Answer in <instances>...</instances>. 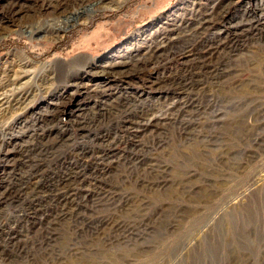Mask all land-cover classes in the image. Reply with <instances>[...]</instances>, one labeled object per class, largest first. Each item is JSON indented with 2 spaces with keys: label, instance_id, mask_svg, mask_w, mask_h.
Wrapping results in <instances>:
<instances>
[{
  "label": "rangeland",
  "instance_id": "374dc122",
  "mask_svg": "<svg viewBox=\"0 0 264 264\" xmlns=\"http://www.w3.org/2000/svg\"><path fill=\"white\" fill-rule=\"evenodd\" d=\"M100 1L0 0V88L12 97L0 106V229L31 231L20 243L26 253L8 248L0 264H264V25L251 21L264 0H127L117 9ZM48 21L68 27L26 29ZM213 42L222 51L210 61L180 56ZM15 92L25 100L18 109ZM181 97L193 115L136 136L126 130L142 112L170 119ZM189 121L192 132L182 134ZM12 138L26 151L5 159ZM124 145L132 158L164 166L166 182H142L145 164L131 177L129 161L99 164ZM95 169L109 174L105 190L127 197L113 214L134 238L76 231L65 218L54 246H41L47 186L73 170L91 184ZM95 201L85 212L112 214Z\"/></svg>",
  "mask_w": 264,
  "mask_h": 264
},
{
  "label": "bare ground",
  "instance_id": "6f19581e",
  "mask_svg": "<svg viewBox=\"0 0 264 264\" xmlns=\"http://www.w3.org/2000/svg\"><path fill=\"white\" fill-rule=\"evenodd\" d=\"M126 2H127V0H119L117 2L112 0V2L109 3V2H105L104 0H101L97 4V6L98 7L101 6V8H105L106 5H109L107 8L117 9V8H120ZM57 10L58 9H56V11ZM256 12H259L260 14L255 13V15H253V18L251 19V21L253 22V26L259 27L261 25H264V1H262L256 5ZM60 21L61 20L58 18L57 22H60ZM246 22H248V21H246ZM67 27H68V25L65 24L64 22L57 24V23H53L51 21H48L47 24H45L43 26L31 25V26H28L26 29L28 30V32H30V35H36V34L41 35V32H43V31L45 34L53 35V33L59 34L62 29L65 30ZM236 27H237V25H236ZM243 30H245V29H243ZM219 40L221 41L222 39L219 38ZM220 43H222V42H213L209 45H206V47L202 48V49L195 48L194 46L193 47H186L185 46L186 48L183 51L181 50L180 56L182 57V59H185V57L189 55L191 58L185 60L187 62L210 61L211 59H213L216 55H218L222 51ZM223 43H224V41H223ZM160 48H161V46L158 45V46L154 47V52L153 51L152 52L155 54L156 52L159 51ZM224 48H225V46H224ZM149 49H151V48H149ZM225 49H227V48H225ZM25 60L28 62H31L30 58L27 56H26ZM226 71H227V69H226ZM15 74H17V73H15ZM22 75L20 74L17 77H15L13 79L12 83H14L15 85L19 84L20 83L19 81L22 79ZM10 86L11 85H9V88H10ZM12 86H13V84H12ZM12 90H15V89H12ZM13 94H14L13 95L14 96L13 97L14 98L13 99V101H14L13 107L18 109L20 106H22L24 104V101H25L23 99L24 96H23V93H21V92H15ZM10 98H12V97H8L5 94H3L1 92V88H0V106L8 104L9 102L11 103ZM186 100H188V99H185L184 97L177 98L175 100L174 105H172L170 108H168V112L165 113V116L169 115L170 119L167 117H164V116L162 117L159 114H157L158 116L153 114L152 115L153 117H149V115H146V113L142 112L140 115L134 117L130 121V123H128L126 130L129 131L133 136H136L133 133V131H135V129H137V128H144L145 129L146 127H152L154 129H157L158 126L162 122L161 120H165V121L169 120L170 123L174 124L175 122H177L176 118L182 117L181 119H183V118L186 119L185 117H187L188 115L190 116L191 111H192L191 109H189L190 106H192V104H189V102ZM157 110H158V108H157ZM170 114H172V116H175V117H171ZM191 115H193V114H191ZM173 119H175V120L172 121ZM147 120H148V122H147ZM18 122H19V120H18ZM191 123L189 121L188 125L186 123L185 125H183V127H180L182 134L187 135V134L192 132L190 130V127L192 126ZM195 123H198V122H195ZM152 133L149 132V134H152ZM26 143H27V141H26ZM142 143H144V142H142ZM24 144H23V142L21 143L20 141H14L12 138V140H10L9 143L6 145L7 150H6V152L4 151L5 152V154H4L5 159L11 158V157L15 156L16 153H21V151H22V153L24 152V150L26 151V146ZM124 146H126V145H124ZM146 146H148V145H146ZM27 147H29V146H27ZM127 148H128V146H126L124 148V150H126V151H124V153L121 152L120 154H118L116 156L114 154H113L114 156H111L109 154H102L98 158L99 164L102 165L104 163V161H105V163H112V162L120 163L121 162V164L123 161L126 164L127 161H129V163H131V165L128 164L129 165L128 171H127L128 177H131L135 174H139L141 166L143 164H145L143 166V170H144L143 174H145V176H144L142 182H147L148 184L151 183L152 185L156 184L157 186H160L164 182H166V178L164 175L165 170L163 169L164 166H159L160 168H158L156 170V168H155L156 163L154 164L153 162H150L148 164L146 162L147 163L146 164L145 159L143 157H133L132 158L131 156H129L127 154ZM130 148H132V147H130ZM154 152L156 153V151H154ZM13 159H14V157H13ZM96 170L97 169L93 170V172L90 174L93 176L91 184H89V183L86 184L83 181L80 182L79 177H78L79 172L73 170L72 174H69V175L64 174L63 176H65V175H67V176H65L61 180L58 179L55 182H51L50 185L47 186L49 189L48 191H50V196L52 199L50 202L51 205L50 206L46 205L47 207H45L42 210V214L38 218V221H39L40 226H41V232H40V235H41L40 245L41 246L48 247V246L53 245V243L55 242V240L57 239V237L60 233L59 232V224L63 223L62 221L65 218L70 219V221L75 225L74 228L76 229V231L77 230H80V231L91 230L92 232L98 233V234L104 233L105 235H107L113 239L122 240L123 242L130 240L131 236H133V238H134L136 230L130 224L126 223L123 218H121V217L118 218V216L116 214L115 215L113 214L114 212L115 213H121L123 208H125L127 205H129L127 197H125L123 195H119L118 193H116L117 190H112V191L105 190V182H108L109 174H107V176H104L103 172H101L99 170L96 171ZM150 177H153L154 179L152 181H149V179H152ZM82 182H83V184H82ZM37 190H38V187L37 188L35 187L34 191H37ZM36 193H38V191ZM89 199L98 200V201H95L96 203L94 204V208H95V205H97V207L100 205V207L107 208L108 210L112 209L113 210L112 214L107 215V216L103 215V217H100L97 215H93L95 212H92L93 214L89 213V212H85L86 210H88L87 207H90L89 206ZM90 209L93 211V209L91 207H90ZM36 210L39 211L40 209L38 208ZM6 225H8V224H6ZM9 231H10V229H9ZM30 233H31L30 228H27L25 234L20 233V235H19V233H16V232H14V233L8 232L7 233L8 235L6 236V233L4 232V230L0 229V242L2 241L4 243V247L2 248V250H0V258L1 257L3 258V254L7 251L8 248L13 247L14 249H17L18 251H20L22 249V247H21L22 245H20L21 241H24L23 238L28 239L30 237ZM3 239H5V240H3ZM21 252L26 253V248L24 247ZM32 252H33V250H32ZM46 254H47V252H46ZM19 255H20V253H19ZM1 260H3V259H1Z\"/></svg>",
  "mask_w": 264,
  "mask_h": 264
},
{
  "label": "trees",
  "instance_id": "16d2710c",
  "mask_svg": "<svg viewBox=\"0 0 264 264\" xmlns=\"http://www.w3.org/2000/svg\"><path fill=\"white\" fill-rule=\"evenodd\" d=\"M109 17H110V16H109ZM104 19H106V18H104ZM107 19H109V18H107ZM107 19H106V20H107ZM76 31L79 33V29H78V28H76V30L74 29V32H76ZM21 46H23L24 49H27V47H25L24 45H21Z\"/></svg>",
  "mask_w": 264,
  "mask_h": 264
}]
</instances>
